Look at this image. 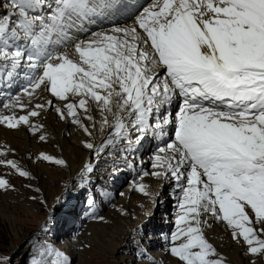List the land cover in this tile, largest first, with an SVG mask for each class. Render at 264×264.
Here are the masks:
<instances>
[{"label":"snow or ice","instance_id":"6c2138e0","mask_svg":"<svg viewBox=\"0 0 264 264\" xmlns=\"http://www.w3.org/2000/svg\"><path fill=\"white\" fill-rule=\"evenodd\" d=\"M124 14L130 24L77 35L100 16ZM22 70L21 93L0 105L8 110L0 125L8 129L27 126L46 141L45 125L33 118L52 101L29 107L43 89L61 102L58 116L87 137L97 125L111 130L99 145L83 141L95 157L163 140L149 157L152 170L141 169L132 187L153 197L145 177L174 181L175 228L163 239L177 264H229L206 237L208 218L224 222L247 255L264 259V0H150L139 7L127 0H0V81ZM12 153L0 146V166L34 178ZM37 160L67 166L44 152ZM93 170L84 165L81 189ZM0 190L15 188L0 176ZM88 202L92 218L104 222L95 196ZM29 255V264H72L47 239L36 238ZM0 264L12 258L0 254Z\"/></svg>","mask_w":264,"mask_h":264},{"label":"rangeland","instance_id":"374dc122","mask_svg":"<svg viewBox=\"0 0 264 264\" xmlns=\"http://www.w3.org/2000/svg\"><path fill=\"white\" fill-rule=\"evenodd\" d=\"M31 104H29V107H32ZM55 105L56 99L53 100V106L49 107L47 112L52 113ZM71 127L72 125L67 126L64 132L65 137L71 138L74 135L71 132ZM102 140L103 138L98 137L95 141L99 145ZM39 143L40 146L44 147L42 141ZM142 145L144 146L142 156H148L153 152L152 144L147 143L145 145L143 143ZM120 153L122 152L116 150L115 155ZM115 155L105 153L100 157H96V171L90 175L93 176L92 181L87 189H81L79 187L81 179L75 178L71 172L63 174L54 171L52 174H47L36 165H33L32 159L36 160V155L33 153L21 154L18 152L9 154V159L16 160L34 178L20 177L14 170L6 166H0V176L9 179L15 188V190H9L8 192L0 190V197L4 199V201L0 200V254L10 256L12 264H29V253L33 250L36 238H39L47 239L55 247L64 251L70 257L72 264H155V257L150 255L151 248L148 246L149 240H147L148 237L157 234L154 231L153 224H151V217L147 218L146 225L142 221L138 228L135 227L134 235L129 234L123 237L122 248H124V251L121 249L119 252L111 253L103 240L112 236V231L116 229L117 225H127L125 215L120 214L124 201V195H120V193H125L129 185L140 174L135 171L140 167L139 163L134 162V167H130L129 163H126L128 167L124 170L125 164L112 163V157ZM91 157L93 158L94 155L92 154ZM150 168V165H148L147 169ZM42 174H46L43 181L41 179ZM60 178L63 181L61 186L58 185V187L54 182ZM164 186L163 184L161 192H169L167 193V201L163 203L162 199L157 197L154 204H159L164 209L163 216L173 214L168 218H157L161 228L160 231L170 235L175 228V224L168 222L175 218L177 208L176 206L173 207L175 205L174 196ZM37 188L40 191H36ZM105 192L110 194V198L104 195ZM134 192L137 191L134 190ZM134 192H129L130 196ZM90 196H95V214L104 216V222L92 218L93 206L88 202ZM32 197H36V199L33 200ZM157 213L162 215L154 207L152 214ZM138 223L137 221L135 226ZM221 223L227 227L224 222ZM211 225L213 226V222ZM45 226H47L48 231L46 233L41 232V228ZM93 226L95 227L94 230L98 228L100 234L96 233V236L91 239L86 238L85 241L82 238L80 239L81 235ZM206 230V232H209L208 228ZM97 235L100 236L97 237ZM73 241L77 244L73 248L75 255L71 253L72 248H70L71 244L74 243ZM136 243L137 246H135ZM167 247L168 245L164 241L163 245H160L154 251H158V249L163 251ZM141 253L144 254L141 255ZM166 254L169 253L166 252ZM259 259L260 262L258 260L257 263L264 264V259ZM238 261L234 264H250L251 262L243 258L242 254H239Z\"/></svg>","mask_w":264,"mask_h":264},{"label":"bare ground","instance_id":"6f19581e","mask_svg":"<svg viewBox=\"0 0 264 264\" xmlns=\"http://www.w3.org/2000/svg\"><path fill=\"white\" fill-rule=\"evenodd\" d=\"M101 18L102 16H100L94 22L88 24L82 30H78V33H77L78 37L80 39H84L88 35H90V33H93L95 31H102V30L110 29L111 27H114V26H124L125 24H130L132 22L130 19L127 18L125 20L118 21L114 23L113 25H111V22H107L106 20H103ZM54 99L56 98L52 97L49 92L43 89H40V90H37V93L31 99L30 104L32 103L31 106H34L36 103L46 104L48 100H51L53 103ZM23 100L25 103H28L27 97H23ZM60 104L61 102L56 99L55 107L60 106ZM48 109L49 107L45 108V110L41 113L40 117L33 118L34 120H38L39 122L45 125L44 131L47 133V139L46 141H42L44 144V147L40 146V143H39L40 140L38 139L39 134L33 135L27 126H21L19 130H11V129H8L6 126H2V125H0V146H5V145L9 146L14 150V153L19 152L21 154H31V153L35 154L36 160L32 159V164L36 165L37 167H39L40 170H43L47 174H52V172L54 171H58L63 174L67 172L68 173L71 172V174L75 178L81 179L80 173L83 170L84 165L90 162L93 164V167H94L93 172L96 171V168H95L96 157L95 156L93 158L91 157L92 152L83 147V141L87 139H93L95 141L96 138L98 137L103 138L104 140L111 130L110 129L101 130L99 128V125H97V128L93 131V137L89 138L77 125L71 123L70 118L68 120H63L58 116L55 109L52 113L51 112L48 113L47 112ZM0 112H4L5 114H7L8 110L1 108ZM17 114L19 115V114H24V113L17 110ZM93 114L97 117V119H99L98 111H94ZM85 122L88 123L87 121ZM68 125H72L71 132L74 135L71 138L65 137V134H64ZM143 143L145 145L147 143L152 144L153 152L155 151L157 146H163V142H161L156 147H154L155 145L154 140H148ZM142 144L136 147L135 150L131 151L130 153H120L118 155L116 154L114 157H112V163L125 164V166L123 167V170H124L128 167L126 163H131L133 165V163L135 162V163H139L140 165V167L135 170L136 173H140L141 169L151 171L152 169L151 168L147 169V166L150 165L149 157L153 154V152H151L150 155L148 156L140 157V155H142L140 153V148L144 149V146ZM120 147H123V145H118V148ZM41 152L47 153L56 158L64 159L67 162V166L56 165L54 163H50L47 161L37 160V157L39 156ZM125 155H127L128 157L127 160L124 159ZM141 161H143V164H141ZM45 178H46V174H42L41 175L42 181ZM92 178L93 176H90L91 181H92ZM62 181L63 180L60 178V179H57L54 183L56 186L58 185L61 186ZM143 182L151 186V190L154 193L153 197H146L143 194H141L139 191L134 192V188L132 187V184H130L127 191H125L124 193L123 206L121 207L123 210L127 211L128 213V215H125L126 221L128 222L127 225L126 224L117 225L116 229L112 231V236H110L109 238H105V239L101 237V239L104 240V242L106 243V247H108L111 253L119 252L121 249L122 251H124V248H122L123 247L122 242L124 241L123 237L129 234L134 235L135 227L138 228V226L140 225L142 221L145 223L147 218L151 217L152 218L151 224H153L154 231L157 232V234L152 235L151 237H148L147 240H149L148 246H150L151 248L150 255H153L155 257L154 263L155 264H177L176 258L170 256L169 254L168 255L166 254L167 252L166 248L163 251L159 249L158 251H154V250H157V248H159L160 245H163L164 243L163 235L166 234L160 231L161 228H160L157 218L159 217L168 218L173 215V214L172 215L169 214V215L163 216L162 213L164 212V209L159 204L155 205L154 202H155V199H157V197L162 199L163 203L167 201V198H168L167 193L169 192L167 193L161 192L163 184L167 187L166 189L170 191L173 196L174 181L166 180V179H157L155 177L149 176V177H145ZM129 192H134V194L130 196ZM156 193H158V195H155ZM126 199H127V202H126ZM0 200L4 201L3 197H0ZM175 206H176V200H175ZM154 207L156 208V210L158 209V211H160V214L162 215H159V213H157L158 215L157 214L153 215L152 213H153ZM120 214H122V212ZM113 215L115 216L116 214L114 213ZM174 220L175 218L169 221L168 223H174ZM137 221L139 223L137 224V226H135V223H137ZM208 222L210 224L213 222V226L211 228H208L209 232H206L207 230L205 231L206 237L209 239L211 243H213V245L217 248V250L227 259L229 264H234L236 262L238 263L239 254H242V257L249 261L254 260L256 264H258L257 263L258 260L260 262V259L258 257H253V256L246 254L245 246L234 241L231 236V230L225 227L224 225H222L220 221H216L214 218H208ZM93 228L95 227L93 226L89 228L86 231V233L81 235L80 239L82 238L85 241L86 238L91 239L93 238V236H96L95 235L96 233L100 234V232H98L97 230L98 228L96 230H94ZM99 236L100 235H97V237ZM75 246H77L75 242L71 244L70 246V248H72L71 253L74 255L75 253H73V250H74L73 248ZM135 246H137V243Z\"/></svg>","mask_w":264,"mask_h":264}]
</instances>
